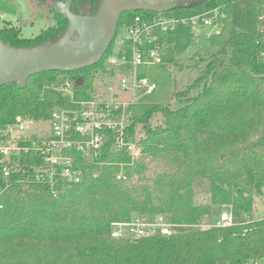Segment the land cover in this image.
<instances>
[{
	"label": "trees",
	"instance_id": "1",
	"mask_svg": "<svg viewBox=\"0 0 264 264\" xmlns=\"http://www.w3.org/2000/svg\"><path fill=\"white\" fill-rule=\"evenodd\" d=\"M103 0H72L70 11L93 15ZM264 0H195L160 13L189 18L220 8L218 34L208 37L215 49L200 74L175 93L171 107L169 67L193 42L190 26L178 27L168 38L162 63L149 69L156 89L130 107L129 134L137 128L142 154L131 161L124 153L105 152L102 165L88 166L85 179L59 189L30 181V155L12 157L18 168L0 175V264H264V220L242 224L264 202V64L260 57L257 7ZM54 26L32 38L0 19V39L11 47H35L59 39L67 20L50 9ZM119 16L115 36L95 65L71 73L44 72L25 85L0 87V127L45 121L55 108L75 105L51 87L63 79L73 83L74 100L93 96L95 74L105 73L119 29L134 15ZM147 70L141 69L145 76ZM78 82V86H76ZM159 114L162 123L152 127ZM160 162L162 172L147 177V162ZM122 166V167H121ZM122 168V169H121ZM123 172L125 181L116 180ZM207 184L211 204L232 212L228 228L190 229L209 208L194 205L193 188ZM165 214L174 225L169 237L116 240L111 224L135 216L153 219Z\"/></svg>",
	"mask_w": 264,
	"mask_h": 264
},
{
	"label": "built area",
	"instance_id": "2",
	"mask_svg": "<svg viewBox=\"0 0 264 264\" xmlns=\"http://www.w3.org/2000/svg\"><path fill=\"white\" fill-rule=\"evenodd\" d=\"M259 22L260 57L264 64V2L257 7ZM223 13L215 8L189 18H174L158 14L152 18L134 15L118 31L111 53L104 60L107 83L102 93L93 94L88 100H74L73 83L63 79L51 88L69 98L73 108H55L45 121L49 131L42 136L24 135L33 122L20 120L16 124L0 127V175L9 178L19 169L11 163L12 157L29 154L30 181L48 189L53 197L59 189L81 183L88 173V166L102 165L105 152L124 153L137 161L141 154L140 139L131 136L130 107L144 95L152 93L156 84L149 78L148 70L162 63L168 38L178 27L211 28L218 34ZM146 69L144 76L141 69ZM129 95L122 99L120 95ZM122 167V166H121ZM122 169V168H121ZM116 180L125 181L123 172ZM0 205V209H1ZM252 216H246L242 224L264 220V202ZM235 220L229 210L222 211L208 228H228ZM110 237L116 240H138L150 237H169L174 225L159 215L153 219L135 216L127 222L111 224Z\"/></svg>",
	"mask_w": 264,
	"mask_h": 264
},
{
	"label": "water",
	"instance_id": "3",
	"mask_svg": "<svg viewBox=\"0 0 264 264\" xmlns=\"http://www.w3.org/2000/svg\"><path fill=\"white\" fill-rule=\"evenodd\" d=\"M174 1L103 0L93 15L74 14L70 11L72 0L58 1L54 11L67 20V28L56 41L24 48L11 47L0 39V87H21L31 76L44 72L71 73L93 66L113 41L121 14L163 13Z\"/></svg>",
	"mask_w": 264,
	"mask_h": 264
},
{
	"label": "rangeland",
	"instance_id": "4",
	"mask_svg": "<svg viewBox=\"0 0 264 264\" xmlns=\"http://www.w3.org/2000/svg\"><path fill=\"white\" fill-rule=\"evenodd\" d=\"M56 2L53 0H0V19L11 23L14 27L20 29L21 36L32 38L38 35L42 30L54 26V15L50 10L54 8ZM193 42L177 56V64L173 65L168 75L170 99L167 101L171 107H176L177 101L174 100L175 93L182 92L190 82H192L201 72L204 61L215 53V49L209 46L208 37L213 32L211 28L194 27ZM149 73V70H148ZM150 75V74H149ZM107 83V78L102 74H95L93 79V89L95 93H102L103 87ZM122 99L129 98V95H120ZM162 118L156 114L151 119V126H159ZM49 131L47 121H37L29 125L24 131V135L42 136ZM143 138V132L140 127L137 128L136 139ZM147 177H154L162 172V165L158 162H147ZM194 205L201 208H209L210 213L204 214L200 220L194 224L185 226L190 229H206L216 221L217 208L211 204L208 185L198 184L193 188ZM165 221L169 218L161 214Z\"/></svg>",
	"mask_w": 264,
	"mask_h": 264
},
{
	"label": "flooded vegetation",
	"instance_id": "5",
	"mask_svg": "<svg viewBox=\"0 0 264 264\" xmlns=\"http://www.w3.org/2000/svg\"><path fill=\"white\" fill-rule=\"evenodd\" d=\"M58 1H61V0H53V2H56V3H57ZM194 1H195V0H175V1L173 2V4L167 8V10H168V9H171V8H175V7L187 6V5L192 4ZM56 3H55V4H56ZM88 14H89V13H87V12L81 13V15H88Z\"/></svg>",
	"mask_w": 264,
	"mask_h": 264
},
{
	"label": "crops",
	"instance_id": "6",
	"mask_svg": "<svg viewBox=\"0 0 264 264\" xmlns=\"http://www.w3.org/2000/svg\"><path fill=\"white\" fill-rule=\"evenodd\" d=\"M169 70H171V68L169 67Z\"/></svg>",
	"mask_w": 264,
	"mask_h": 264
}]
</instances>
